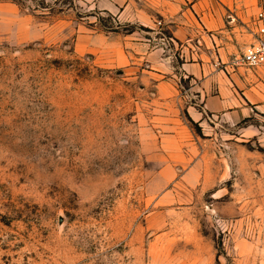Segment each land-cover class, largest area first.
<instances>
[{"label":"rangeland","instance_id":"rangeland-1","mask_svg":"<svg viewBox=\"0 0 264 264\" xmlns=\"http://www.w3.org/2000/svg\"><path fill=\"white\" fill-rule=\"evenodd\" d=\"M196 1L0 0V264H264V68L205 111L154 10Z\"/></svg>","mask_w":264,"mask_h":264},{"label":"crops","instance_id":"crops-1","mask_svg":"<svg viewBox=\"0 0 264 264\" xmlns=\"http://www.w3.org/2000/svg\"><path fill=\"white\" fill-rule=\"evenodd\" d=\"M154 10L168 28L171 39L180 46V70L200 81L197 91L204 110L222 113L228 106L227 101L219 95H211L210 92L214 86L222 91V85L215 83L222 73L227 71L234 74L240 68L233 66L232 61L248 40L247 36L241 37L237 33L239 28L234 27L230 16L235 15L243 22H248L258 11L256 1L197 0L189 9ZM147 15L148 18L152 17L151 14ZM152 54H158V51ZM161 61L163 62L158 61L156 68L158 72L165 73L166 58ZM224 63L225 69H222L219 65ZM159 86L167 95H174L177 90L168 80H160ZM247 100L244 104L238 101L239 104L232 106L233 109L229 111L232 123L250 118L256 112H264V105L248 96ZM199 115H203L201 111Z\"/></svg>","mask_w":264,"mask_h":264},{"label":"built area","instance_id":"built-area-1","mask_svg":"<svg viewBox=\"0 0 264 264\" xmlns=\"http://www.w3.org/2000/svg\"><path fill=\"white\" fill-rule=\"evenodd\" d=\"M255 1L258 11L248 22H243L235 15L230 16L234 27L239 28V35L248 37L243 50L235 56L232 65L249 71L264 68V0Z\"/></svg>","mask_w":264,"mask_h":264}]
</instances>
